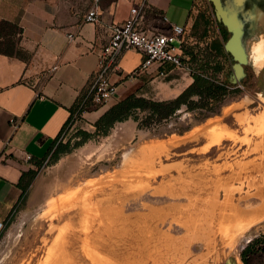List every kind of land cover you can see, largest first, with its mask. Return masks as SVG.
<instances>
[{
	"label": "rangeland",
	"instance_id": "1",
	"mask_svg": "<svg viewBox=\"0 0 264 264\" xmlns=\"http://www.w3.org/2000/svg\"><path fill=\"white\" fill-rule=\"evenodd\" d=\"M72 2L78 10L88 11L94 0ZM260 10L264 13V0H245L242 5L235 0H196L192 26L184 37L186 47L192 48L200 56L204 54L214 39L221 40L218 26L221 23L228 33V39L237 32L245 55L243 62L234 59L230 53L226 61L219 60L224 68L217 75L218 79L232 89L239 88L241 93L229 98L217 115L200 121L197 113L185 112L183 108L167 121L152 124L146 129L139 130L137 122L132 119L118 123L104 137L93 134L94 128L86 127L81 118L68 124L49 155L35 166L37 174L21 202L0 225V264H41L48 249L55 243L58 229L78 222L73 209L66 212L70 208L68 204H62L60 208L43 215L51 203L74 191H80L79 196L88 191L93 199L102 197L121 188L120 181L128 182L130 179L148 185L123 209L124 215L134 225L132 246L126 250L115 248L114 242L106 243L111 245L112 250H117V254L121 253L118 255L120 264H238L237 258L241 262L243 248L252 239L264 234V221L246 231L236 244L238 246H229L221 238L218 224L223 220V213L219 214L218 209H212L211 205L202 207L203 203L198 200L194 211L213 210L214 220L209 226L195 228V236L190 242L185 237L184 228H168L172 222L169 214L172 213L173 201H177L176 205L181 208L187 203L185 197L171 199L167 194H153V191L162 183L177 178L183 182L195 180L199 183L218 179L238 190L232 196V205L237 213L230 214L225 208L223 222L245 218L252 211L262 208L263 201L256 194L258 186L264 189V135L245 133L246 126L253 125V118L264 113V25L259 33L261 26L257 18ZM195 22L197 24L193 27ZM162 24L157 31L165 32L167 27L163 21ZM260 34L263 36L262 48L257 52L261 55V65L256 67L254 57L257 54L252 44L260 42ZM187 76L189 73L186 69H170L164 76L154 71L146 78L139 94L153 101L169 100L184 85ZM236 114H248L251 119L247 124H239L235 120ZM142 116L139 114L140 118ZM213 119L217 124H222L228 135L219 145H209L207 138L201 135L195 139H184L196 128L209 126ZM81 132L91 136L83 139ZM173 138L181 142L166 144ZM159 142L164 145L158 149V153L153 150L159 158L154 163H160L156 168L165 169V172L156 177L146 176L142 171L132 175L137 165L142 163L143 156L139 149ZM61 149L63 153L58 152ZM126 153L131 158L130 163H135L134 166L127 164ZM248 182H255V185ZM196 192L193 189L191 194ZM224 199V193H220L219 202ZM60 211L62 213L57 217ZM65 213L69 216H65ZM154 217L163 219L162 224H158V230L164 236L157 240H144L140 228L143 231L144 227H149V233L154 236ZM95 233L97 229L93 228L85 238L86 245L93 249L99 246ZM201 235L204 239H201ZM71 240L72 250L77 251L74 264H91L78 252L77 243L74 244L77 240ZM204 243H208V246ZM98 250L106 259L107 249L99 247ZM251 264H264V254L254 255Z\"/></svg>",
	"mask_w": 264,
	"mask_h": 264
},
{
	"label": "crops",
	"instance_id": "2",
	"mask_svg": "<svg viewBox=\"0 0 264 264\" xmlns=\"http://www.w3.org/2000/svg\"><path fill=\"white\" fill-rule=\"evenodd\" d=\"M142 1L97 0L99 22L89 24L84 21L87 10H78L72 0H0V22L16 24L21 32L16 44L20 55L0 54V225L21 202V176L49 155L67 126L112 28L122 25L130 9ZM195 3L146 0L144 25L158 30L164 17L167 24L184 27L187 33ZM141 60L134 50L121 53L117 70L110 76L117 93L105 105L82 114L86 127L93 129L117 102L140 95L146 78L154 72L134 75ZM184 80L171 99L192 82L190 76ZM12 121L17 123L15 129Z\"/></svg>",
	"mask_w": 264,
	"mask_h": 264
},
{
	"label": "bare ground",
	"instance_id": "3",
	"mask_svg": "<svg viewBox=\"0 0 264 264\" xmlns=\"http://www.w3.org/2000/svg\"><path fill=\"white\" fill-rule=\"evenodd\" d=\"M245 0H235L237 4L242 5ZM261 28L264 25V13L260 10L257 18ZM237 37V36H236ZM262 40L263 36L260 34V42L252 44L253 51L257 54L254 57V65L259 67L261 65V55L258 54L257 51H261L262 48ZM240 58L243 60L245 55L241 50ZM260 61V62H259ZM228 111V110H226ZM225 111V112H226ZM251 117L248 114L243 115H235V120L237 123H248ZM253 125H247L245 128V133H252L255 135H264V113L260 116L253 118ZM217 121L213 119L208 123L209 126H202L196 128L193 132L187 135L184 139L190 140L195 139L198 136H205L209 142V145H219L225 134V131L222 128V124H217ZM228 136V135H227ZM250 140L248 139L247 142ZM181 140H177L173 138L172 141H168L169 145H175ZM164 144L155 143L150 144V146H145L139 149V153L142 154V163L137 165V168L132 172V175L140 174V171L143 172L146 176L156 177L157 175L163 174L165 169L156 168V165L160 163H154L159 160L156 157L154 152L158 153L159 148H163ZM257 147V145H256ZM155 150V151H153ZM164 156L167 157L166 151L163 152ZM128 153L124 156L126 157V161L128 165L134 166L135 163H130L131 158H128ZM264 176V174H263ZM249 185H255V182H248ZM121 188L118 190H114L113 193L103 195L102 197H97L95 199L92 198V195L88 193H84L81 196L78 195L80 191L70 192L68 194H64L55 202L51 203L47 206L46 212L43 215H46L57 209L62 204H68L70 208L66 210V212L70 209H73L74 216L77 217V223H69L65 225L63 228L58 229L57 236L55 239V243L51 246L41 264H74L75 255L77 251L72 250V240L76 239L77 242L74 241V244L77 243V250L82 254L84 258H88L91 264H120L118 259L117 250H112L111 245H107L108 242H114L115 248H126L132 246L133 242V233L134 229L133 222L130 221V218H127L123 209L130 201L134 200L138 193L144 192L147 189V183H144L138 180L130 179L128 182L120 181ZM208 184L210 186H208ZM119 186V187H120ZM258 186V192L256 196L263 201L262 208L255 212H251L245 218H239L237 220H231L230 222H223L225 213L223 210L230 211V214L237 213L232 205V196L234 191L237 189L230 184H223L218 179H214L210 182L199 183L198 181H181V178H177L174 180H170L168 182H164L161 186L156 187L154 189L153 194H167L171 199H175L176 197L184 196L187 203L184 206L179 208L177 201H173L172 203V213L169 214L171 223L168 225L170 227H178L185 229V237L190 242L193 240L195 234L194 229L198 227L209 226L214 220V212L209 211V209L199 211L196 213L194 211V205L199 200L202 204V207L208 208L209 205L212 206V209L215 207L218 209V213H223V220L219 221L221 238L225 241V243L229 246H238L236 245L241 239L246 231H248L251 227L262 223L264 221V189H260ZM197 191L196 194H191V191ZM238 191V190H237ZM220 193H224L225 199L223 202H219L218 195ZM60 208V207H59ZM65 212V211H63ZM44 213V212H43ZM57 214V217H60ZM196 213V214H195ZM70 214V213H69ZM72 214V213H71ZM228 214V215H230ZM65 216H69L68 213H65ZM55 217V216H52ZM64 218V216H63ZM73 218V217H72ZM71 218V219H72ZM163 219L160 217H154V226L153 230L155 235L149 233L150 228L144 227V230H141L142 236L144 235V240L147 238H153L157 240V238H161L164 236L158 230V224H162ZM97 229V233H95V237H97L98 248H90L85 243V238L88 236V233L91 229ZM149 228V229H148ZM152 230V229H151ZM152 230V231H153ZM140 232V231H139ZM150 235V236H148ZM201 235V239H202ZM204 239V238H203ZM132 242V243H131ZM205 246H208V243H204ZM240 245V244H239ZM99 247L102 250L107 249L106 251V259L100 255ZM121 249V251L123 250ZM239 249V247H238ZM126 252V251H125ZM123 252V253H125ZM238 264H242L240 260L237 258ZM79 264V263H78Z\"/></svg>",
	"mask_w": 264,
	"mask_h": 264
},
{
	"label": "trees",
	"instance_id": "4",
	"mask_svg": "<svg viewBox=\"0 0 264 264\" xmlns=\"http://www.w3.org/2000/svg\"><path fill=\"white\" fill-rule=\"evenodd\" d=\"M196 24L195 22L193 27ZM218 26L221 40L214 39L201 56L195 53L192 48L186 47V43L183 41L182 49L185 56L183 64L192 82L180 94L165 101H153L138 94H132L111 106L94 123L93 134L107 136L116 124L130 119L137 122L139 130L146 129L151 127L152 124L157 125L167 121L183 108L185 112L197 113L201 117L200 121L217 115L222 105L229 98L241 93L239 88L232 89L230 85L221 82L217 77L224 68V64L219 60L226 61L229 57V52L225 49L226 44H224L228 41V33L221 23ZM20 33L16 24L6 21L0 22V54L8 57L20 55L16 47L17 37ZM166 69L165 72L171 68L166 67ZM75 108L71 112L67 125L70 123ZM139 114H143L142 118L139 117ZM80 134L84 136L83 139L91 136L87 132H81ZM58 152L63 153L64 151L61 149ZM36 174V170H30L21 176L18 183V187L22 192L21 200ZM256 254H264V234L252 239L243 248L240 253L242 264H251V258Z\"/></svg>",
	"mask_w": 264,
	"mask_h": 264
},
{
	"label": "built area",
	"instance_id": "5",
	"mask_svg": "<svg viewBox=\"0 0 264 264\" xmlns=\"http://www.w3.org/2000/svg\"><path fill=\"white\" fill-rule=\"evenodd\" d=\"M96 2L97 0L87 11L85 23L99 22V9ZM146 9V0H143L130 9L129 17L122 25L112 28L109 40L98 55L97 69L77 100L70 123L81 118L88 109L103 106L113 99L117 93V87L110 81V76L117 70V61L123 51L134 50L142 57L141 64L134 75L144 74L153 69L160 76H164L166 67L185 69L183 64L185 56L182 49L186 35L185 28L167 24L166 19L162 17L161 20L167 27L165 32L148 29L144 25ZM68 38L72 40L71 35ZM16 127L17 123L12 121V128Z\"/></svg>",
	"mask_w": 264,
	"mask_h": 264
},
{
	"label": "water",
	"instance_id": "6",
	"mask_svg": "<svg viewBox=\"0 0 264 264\" xmlns=\"http://www.w3.org/2000/svg\"><path fill=\"white\" fill-rule=\"evenodd\" d=\"M237 36V37H236ZM241 45L239 43V39H238V35L237 32H234L233 35L228 39L226 45H225V49L227 52H229L234 59L239 60L240 62H243L244 59L242 60L240 58L241 56Z\"/></svg>",
	"mask_w": 264,
	"mask_h": 264
}]
</instances>
